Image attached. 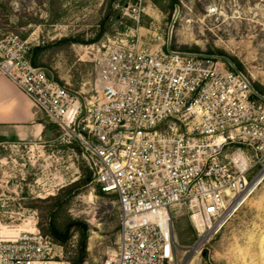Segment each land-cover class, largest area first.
Instances as JSON below:
<instances>
[{"label": "built area", "instance_id": "2783aa9c", "mask_svg": "<svg viewBox=\"0 0 264 264\" xmlns=\"http://www.w3.org/2000/svg\"><path fill=\"white\" fill-rule=\"evenodd\" d=\"M129 10L139 17V7ZM27 49L14 33L1 38L0 75L59 128L56 144L79 147L101 191L116 195V246L102 264H174L170 208L187 212L196 252L264 179V94L228 58L169 42L112 43L97 48L90 100L32 65ZM55 255L37 228L0 222V264H55Z\"/></svg>", "mask_w": 264, "mask_h": 264}, {"label": "rangeland", "instance_id": "374dc122", "mask_svg": "<svg viewBox=\"0 0 264 264\" xmlns=\"http://www.w3.org/2000/svg\"><path fill=\"white\" fill-rule=\"evenodd\" d=\"M9 33L26 41L48 77L90 100L99 88L97 48L112 43L149 49L169 42L173 50L222 55L264 94V0H0V39ZM47 121L49 146L0 143V222L50 237L51 226L81 221L80 264H102L116 246V195L95 184L77 145L55 143L59 128ZM170 209L174 264H183L197 235L185 210ZM78 237L72 226L67 243L54 242L55 264H73ZM186 264H264V179Z\"/></svg>", "mask_w": 264, "mask_h": 264}, {"label": "crops", "instance_id": "0c3cea01", "mask_svg": "<svg viewBox=\"0 0 264 264\" xmlns=\"http://www.w3.org/2000/svg\"><path fill=\"white\" fill-rule=\"evenodd\" d=\"M45 116L36 110L26 95L7 77L0 75V143L49 146ZM56 143V142H55Z\"/></svg>", "mask_w": 264, "mask_h": 264}, {"label": "trees", "instance_id": "16d2710c", "mask_svg": "<svg viewBox=\"0 0 264 264\" xmlns=\"http://www.w3.org/2000/svg\"><path fill=\"white\" fill-rule=\"evenodd\" d=\"M174 0H171L173 2ZM37 50V49H36ZM31 64L35 66V60L30 57ZM3 139V138H0ZM72 226L77 227L78 230V241H77V254L76 259L73 261V264H80L84 260L85 255V246H86V237H87V226L81 221H71L68 223L63 230L56 229L54 226H51L49 233L53 242L64 245L69 239V230Z\"/></svg>", "mask_w": 264, "mask_h": 264}, {"label": "water", "instance_id": "95a60500", "mask_svg": "<svg viewBox=\"0 0 264 264\" xmlns=\"http://www.w3.org/2000/svg\"><path fill=\"white\" fill-rule=\"evenodd\" d=\"M192 255V252L188 255V257L185 259V261L183 262V264H186L188 258Z\"/></svg>", "mask_w": 264, "mask_h": 264}]
</instances>
